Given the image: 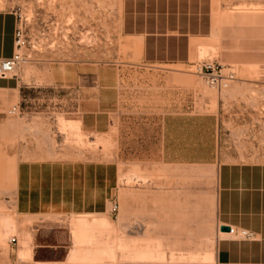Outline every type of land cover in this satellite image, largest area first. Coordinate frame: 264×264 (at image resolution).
<instances>
[{
  "label": "rangeland",
  "instance_id": "obj_1",
  "mask_svg": "<svg viewBox=\"0 0 264 264\" xmlns=\"http://www.w3.org/2000/svg\"><path fill=\"white\" fill-rule=\"evenodd\" d=\"M207 1L203 8L211 9L210 15L191 23L199 35L191 39V61L164 64L142 59V42L126 25L139 31L144 18H128L126 0H0V10L12 12L18 20L8 56L17 51L19 31L25 41L22 62L13 74L0 78V86H6L0 89V264H39L30 248L36 223L75 222L74 216L63 213L21 216L19 173L28 177L40 166L65 169V165L79 166L76 174L90 175L86 169L100 165L104 185L117 165L121 183L129 161L154 162L162 157L159 140L149 138L148 132L137 138L127 123L130 116L132 127L131 117L136 120L156 109L152 100L159 93L166 100L161 103L165 111L181 106L183 119H198L196 125H183L182 138L175 140L174 149L166 150V157L173 156L169 151L180 150L178 158L185 161L212 163L197 172L200 184L212 187L216 182L212 152L219 148L220 138L213 141L211 114H219L221 108L234 120L228 128L234 131L229 135L231 145L237 144L240 152L264 155V0ZM209 65L223 75H234L229 88L213 87L206 74L210 72L205 71ZM14 106L18 111L10 112ZM63 174L67 178L66 170ZM102 207L103 217H109V196ZM82 225L73 230L77 246L100 238L102 250L91 259L88 252L78 250L72 263L114 264L109 262V224L103 222L100 230ZM12 237L17 241L11 242ZM136 247L131 248L135 257L140 251ZM61 253L55 260L62 261ZM43 258L52 255L43 250L37 259Z\"/></svg>",
  "mask_w": 264,
  "mask_h": 264
},
{
  "label": "crops",
  "instance_id": "obj_2",
  "mask_svg": "<svg viewBox=\"0 0 264 264\" xmlns=\"http://www.w3.org/2000/svg\"><path fill=\"white\" fill-rule=\"evenodd\" d=\"M206 3L207 0H126L124 9L128 18L132 15L134 20L144 18L139 31L135 25H126L134 30L130 35L142 42V59L164 64L191 61V39L199 36L192 28L211 13V9L203 8ZM174 16L178 18L172 24ZM17 21L12 12L0 10V56L12 53ZM167 87L176 89V86ZM152 101H156L157 108L142 113L136 120L131 117L132 127L130 116L127 117L128 129L131 128L132 134L136 130L137 138L148 132L149 138L159 140L157 146L162 148V157L154 162L126 163L127 178L122 185L117 165L104 185L100 165L87 168L90 175L76 174V169L81 167L65 165H62L65 169L40 166L28 177L19 173L16 193L21 216L63 213L75 219L73 224L36 223L30 247L35 262L73 264L78 250L88 252L90 259L95 258V252L102 250L100 238L97 243L93 240L79 248L73 230L82 224L100 230L104 222L109 224V262L114 264H264V155L240 152L237 144L231 145L232 132L228 128L234 120L221 108L219 114L210 117L214 122L213 141L217 136L220 138L219 148L215 142L217 151L212 152L216 182L212 187L202 185L197 172L213 166L212 163L185 161L178 158L180 150L169 151L173 156L166 157V152L175 148V140L182 138L183 125L192 122L196 125L198 119H183L181 106L165 111L161 103L166 100L161 93ZM257 139H262L258 132ZM65 170L67 178L63 174ZM108 196L112 204L118 202L119 211L103 217L106 212L102 205ZM223 226L245 228L254 236L252 239L231 236ZM95 233L99 235V231ZM135 244L141 251L140 259L131 252ZM43 250L52 258L37 259ZM60 253L62 261L55 260Z\"/></svg>",
  "mask_w": 264,
  "mask_h": 264
},
{
  "label": "built area",
  "instance_id": "obj_3",
  "mask_svg": "<svg viewBox=\"0 0 264 264\" xmlns=\"http://www.w3.org/2000/svg\"><path fill=\"white\" fill-rule=\"evenodd\" d=\"M24 44H25L24 36L22 35V32L19 31V33L16 35V41H15V46L17 48V51H15L11 56L0 57V78H6L10 74H13L15 72L18 65L22 62L23 59L21 49L24 46ZM200 69L203 70V67H200ZM205 71L210 72L206 74L210 76L211 84L216 85L213 87H218L219 89L229 88L230 87L228 86L229 81L234 79L233 74L223 75L221 73V70L218 71L216 67L211 65L206 66ZM16 111H18V107L16 106H14L12 110H10V112L13 113H15ZM111 211L112 213H116L119 211L118 202H113ZM228 234L231 236H237L239 238H244V239H252L254 236V233L252 231L245 228H236V227H230ZM10 241L16 242L17 238L12 237Z\"/></svg>",
  "mask_w": 264,
  "mask_h": 264
},
{
  "label": "bare ground",
  "instance_id": "obj_4",
  "mask_svg": "<svg viewBox=\"0 0 264 264\" xmlns=\"http://www.w3.org/2000/svg\"><path fill=\"white\" fill-rule=\"evenodd\" d=\"M78 237H80V236H78ZM151 251V250H150ZM145 252V251H144ZM148 252H149V250H148ZM143 253V252H142ZM135 254V253H134ZM144 254V253H143ZM159 255V254H158ZM142 256H146L145 254L144 255H142ZM149 256L150 257H148V258H150V260H151V255L149 254ZM154 256V254L152 255V257ZM164 256V255H163ZM206 256V255H205ZM208 256V255H207ZM212 256V255H211ZM136 258H141V251H138L137 253H136ZM145 259H146V257H144ZM144 258H142V259H144ZM164 257H162V259H163ZM206 258V257H205ZM209 259H211L210 257H208ZM138 259V261H140ZM155 259V258H154ZM160 259H161V257H160ZM208 260V259H207ZM211 261V260H210ZM142 262V261H141ZM145 262V261H144Z\"/></svg>",
  "mask_w": 264,
  "mask_h": 264
},
{
  "label": "water",
  "instance_id": "obj_5",
  "mask_svg": "<svg viewBox=\"0 0 264 264\" xmlns=\"http://www.w3.org/2000/svg\"><path fill=\"white\" fill-rule=\"evenodd\" d=\"M222 229H223V230H227V231H229V230H230V227H229V226H223Z\"/></svg>",
  "mask_w": 264,
  "mask_h": 264
}]
</instances>
